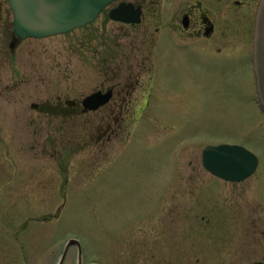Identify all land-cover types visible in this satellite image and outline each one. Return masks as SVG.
<instances>
[{"label":"rangeland","instance_id":"1","mask_svg":"<svg viewBox=\"0 0 264 264\" xmlns=\"http://www.w3.org/2000/svg\"><path fill=\"white\" fill-rule=\"evenodd\" d=\"M153 3L136 26L103 13L15 48L0 36V264H56L70 238L80 240L85 264H176L187 243L207 248L228 230L226 217L240 220L245 197L234 187L264 190V111L252 73L250 89L209 62L163 54V1ZM137 52L146 58L140 67ZM119 71L128 87L118 125L101 121L107 111L66 110V100L80 104L119 81ZM220 143L253 151L254 175L232 184L206 171L203 149ZM202 215L218 219L201 224ZM162 232L165 253L153 240ZM79 254L71 246L63 264H78Z\"/></svg>","mask_w":264,"mask_h":264},{"label":"flooded vegetation","instance_id":"2","mask_svg":"<svg viewBox=\"0 0 264 264\" xmlns=\"http://www.w3.org/2000/svg\"><path fill=\"white\" fill-rule=\"evenodd\" d=\"M162 1L163 16L167 25L162 53L168 56L167 52L170 48L172 50L179 51V57L181 56L180 58H184L188 62H209L205 67H209L214 71L217 68H220V74L224 78L228 80L232 78V80H236L238 86H248L251 89V76L247 74V71H250L254 77L252 80H254L256 91V103L264 111L257 88L253 57L255 47L256 14L260 0ZM121 3H131L135 9L140 8L142 10L141 23L145 20L147 5L154 4L153 0H140L139 2L133 0H118L107 6L101 12V14L106 13L110 18L109 14L111 9L118 7ZM11 14L13 15V11L9 0H0V36L6 40H9L11 37L12 39L10 46L15 48L22 39L15 31L14 15L13 28H11ZM114 21L131 26L141 24L126 23L118 20ZM145 32H147V30H145ZM233 32L238 33V39H233ZM1 45L2 42L0 39V46ZM120 48L122 51L118 50L115 55V59L117 60L116 64L119 69L121 68L122 59L124 60L127 54V52L123 50L124 46H121ZM140 54V52H137V55L134 54V58L137 61V67L143 66V62H145L144 59H146L145 55ZM230 73H235V77H230ZM121 75L122 72L119 71L116 74V76H118L116 79L119 81L103 90V92H106L110 89L113 91L112 97L106 104L100 106L96 110H85L86 108L82 101L79 104L76 100L68 99L65 102V107L67 108L66 110L68 112L78 111L85 115L91 112L107 111V113L102 115L101 121L105 122L106 118V120L111 122L112 119H114L115 126L118 125V113L122 110L128 87L127 84L124 85L122 83ZM117 95L120 96V102L113 104V101ZM121 95H124L125 98H122ZM67 101L70 102L68 103ZM32 107L38 109L40 105L35 103L32 105ZM52 144L56 145V141H53ZM204 168L215 177L221 178L212 173L205 166ZM254 173L251 176H253ZM251 176L244 180H247ZM65 180H68V174ZM223 180L232 184H239V182L244 181ZM234 188H240V191L245 197V202L241 204L243 206V215L241 216L240 220L233 221V217H226L225 223L227 224L228 230L223 232V234L220 233L219 236H211L213 240L209 239V241L212 245V248L211 245L207 248L202 247L204 250L203 256L198 255V251L202 250L200 249V244L196 247H193V243L191 245L187 243L185 246L186 248H184L186 252H184L182 249L183 254H178V257L175 261L176 264H264V190L260 189L249 191L248 189H244L243 186ZM213 208L217 207L212 205L208 211L210 213L216 212ZM228 209H231V205L228 207ZM230 211L232 213L233 209ZM194 217L196 218L195 220L199 219V215H195ZM200 218L204 220L202 223L199 222L201 224L211 223V219H215V221L218 219L217 216L207 217L206 215H202ZM160 234L162 235L161 238H156L153 240H157L158 244H160L159 241L163 243L160 249L163 253H165L168 251L167 248L169 245V239L166 238V234L163 232ZM199 235L200 233L196 232L194 236L203 238ZM153 245L154 244H152V246ZM206 250L208 252L207 257H205ZM156 252L158 253L159 249L156 248L154 250L152 257L155 256ZM62 255L59 261L61 260ZM51 256L52 254L47 255L48 258ZM161 257L163 258V254ZM59 261L56 264H59ZM163 261L165 264H168L164 259ZM173 261L174 259L171 260V264H173ZM89 264L104 263L98 262Z\"/></svg>","mask_w":264,"mask_h":264},{"label":"water","instance_id":"3","mask_svg":"<svg viewBox=\"0 0 264 264\" xmlns=\"http://www.w3.org/2000/svg\"><path fill=\"white\" fill-rule=\"evenodd\" d=\"M118 0H9L14 15L15 31L21 39L44 38L64 34L93 23L101 12ZM110 18L126 23H141L142 10L131 3L111 9ZM254 71L264 109V0H260L255 24ZM112 89L93 92L82 103L85 110H96L109 102ZM68 103L70 101H67ZM37 106V105H35ZM203 164L215 175L230 181H241L257 169L259 158L241 144H209L204 148ZM78 245L79 264L83 263L82 244L70 238L59 264H63L69 248Z\"/></svg>","mask_w":264,"mask_h":264}]
</instances>
